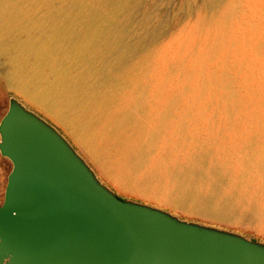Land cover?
Returning a JSON list of instances; mask_svg holds the SVG:
<instances>
[{"label": "rangeland", "instance_id": "rangeland-1", "mask_svg": "<svg viewBox=\"0 0 264 264\" xmlns=\"http://www.w3.org/2000/svg\"><path fill=\"white\" fill-rule=\"evenodd\" d=\"M46 1L48 0H5L7 7L24 21L32 17L45 20ZM50 1L53 9L67 11L72 0ZM110 1H116L119 5L118 14L111 21L120 31V39L127 44L137 43L142 50L120 74L114 76L113 86L103 84L100 80L98 74L105 69L102 59L93 64L98 70L96 76L90 73V67H75L76 73L85 75L87 88L94 89L96 95L102 94L107 99V105L100 107L98 113L90 110L95 114L94 129L98 134L90 139L99 155L106 160L103 167H99L87 155L62 123L13 88L5 87L0 90V120L7 110L9 99L16 98L54 126L93 169L102 184L120 199L140 202L167 211L182 220L230 231L264 244V219L263 222L260 220V225L233 224L188 214L170 205L146 201L133 193L134 185L140 177L150 173L162 175L163 170L157 164L158 159L165 160V170L172 168L173 161L182 160L186 145L189 144L184 139L189 135H194L204 147L216 152L218 156L213 157L215 160L230 154L227 146L245 139L256 143V153L259 149L264 150V7L255 12L254 21L241 24L237 20L242 11L240 7H232L233 0H77L79 5L86 10L90 9L97 17H101L100 7L104 3L107 4L103 10L110 12ZM219 16H222V20L218 19ZM71 20L75 26H81L87 21L84 14L76 19L73 16ZM121 80L123 86L118 87ZM134 92L144 93L145 98H148L145 102L148 108L155 104L162 109L171 105L172 117L161 126L151 150L131 168L122 161H116L113 154V141L125 135L116 123L109 121L104 124L103 119L111 114L124 112L128 99ZM226 96L234 107L231 106L227 115L220 111L214 115L212 107L219 106L222 98ZM112 100L113 105L108 106ZM129 110L128 107L127 111ZM140 117V113L134 114V119ZM211 118L215 129L207 130L206 120ZM176 119H181L178 126L175 124ZM235 119L234 126L223 124L224 121ZM209 133L215 139L208 140ZM215 133L218 134L217 137ZM221 145L225 146V150L220 148ZM243 154L238 153L240 156ZM238 155L234 154V157ZM263 163L264 157L257 171L261 177L264 176ZM216 166L221 168L219 164ZM10 169V162L0 156V204ZM219 174L225 183L217 185L220 195L237 198L239 203H236L242 211L251 209L259 214L263 211L264 216V192L255 187L248 190L249 187L228 182L225 171H219ZM196 189L201 193L206 192V188Z\"/></svg>", "mask_w": 264, "mask_h": 264}, {"label": "bare ground", "instance_id": "bare-ground-1", "mask_svg": "<svg viewBox=\"0 0 264 264\" xmlns=\"http://www.w3.org/2000/svg\"><path fill=\"white\" fill-rule=\"evenodd\" d=\"M115 2H109L110 12L103 10L107 4L104 3L100 7L101 17H97L90 9L86 10L79 5L77 0L70 2L69 9H66L68 12L53 9L52 2L48 0L45 4V20L32 17L24 21L7 7L5 0H0V90L9 87L21 92L37 107L57 119L101 168L106 160L99 155L90 137L98 135L94 129V115L100 107L107 105V99L102 94L96 95L94 89L87 88L85 75L76 73L75 67H90V73L96 76L98 70L93 64L102 59L105 69L98 74L100 80L103 84L113 86L114 76L120 74L132 62L131 59L141 53L142 47L137 43L127 44L120 39L121 33L111 21L118 14L119 5ZM231 5L234 8L240 7L242 11L237 22L251 23L254 21L255 12L264 7V0H233ZM80 14H84L87 21L81 26H75L71 17L76 19ZM218 19L222 20V16ZM118 83V87L123 86L122 80ZM147 99L143 92H134L128 99L124 112L111 114L103 119L104 124L110 121L121 128L125 137L121 136L113 141V154L116 161H122L131 168L151 150L161 126L172 117L171 105L164 107L167 109H162L158 104L148 108L145 106ZM110 105H113V100L108 106ZM231 106L234 107L226 96L222 98L219 106L212 107V111L214 115L218 111L227 115ZM90 110H94L95 114ZM201 110H204L203 107ZM136 112L141 117L134 119ZM182 114L186 115L185 112ZM228 120L223 124H236V119ZM175 121L178 126L181 119ZM206 122L207 130L215 129L212 118ZM215 134L217 137L218 134ZM189 136L184 139L189 144L186 145L182 162L173 161L172 168L165 170V160L158 159L157 164L163 170L162 175L156 176L149 171L150 175L137 179L138 182L133 188L134 195L160 205H170L188 214L233 224L260 225V220L263 222L264 219L263 211L260 214L251 209L242 211L237 204L238 199L231 195H220L217 185L225 184L219 174V171H225L228 182L249 187L248 190L255 187L264 192V176L257 173L263 162L264 150L259 149L256 153V143L245 139L227 146L230 154L215 160L213 157L218 156L216 152L204 147L194 135ZM207 139L212 140L215 137L209 133ZM220 148L225 150L224 145ZM240 152L244 154L238 155ZM234 154L238 157H234ZM196 187L206 188V192L201 193Z\"/></svg>", "mask_w": 264, "mask_h": 264}, {"label": "water", "instance_id": "water-1", "mask_svg": "<svg viewBox=\"0 0 264 264\" xmlns=\"http://www.w3.org/2000/svg\"><path fill=\"white\" fill-rule=\"evenodd\" d=\"M11 164L0 264H264V244L122 200L59 131L16 98L0 120Z\"/></svg>", "mask_w": 264, "mask_h": 264}]
</instances>
